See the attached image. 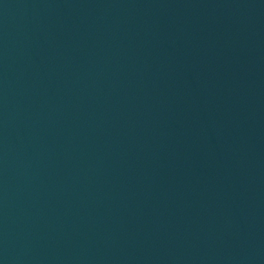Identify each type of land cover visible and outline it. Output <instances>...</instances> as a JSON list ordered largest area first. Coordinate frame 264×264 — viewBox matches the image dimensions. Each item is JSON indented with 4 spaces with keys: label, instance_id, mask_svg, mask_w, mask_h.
Here are the masks:
<instances>
[{
    "label": "water",
    "instance_id": "water-1",
    "mask_svg": "<svg viewBox=\"0 0 264 264\" xmlns=\"http://www.w3.org/2000/svg\"><path fill=\"white\" fill-rule=\"evenodd\" d=\"M0 264H264V0H0Z\"/></svg>",
    "mask_w": 264,
    "mask_h": 264
}]
</instances>
